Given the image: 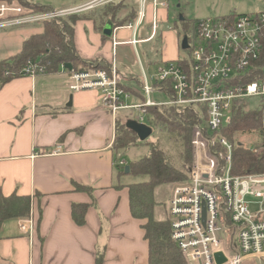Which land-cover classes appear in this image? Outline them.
<instances>
[{"label":"crops","instance_id":"0c3cea01","mask_svg":"<svg viewBox=\"0 0 264 264\" xmlns=\"http://www.w3.org/2000/svg\"><path fill=\"white\" fill-rule=\"evenodd\" d=\"M91 1L80 0L75 6ZM170 2L147 0L144 23L137 32L139 41H143L139 38L141 28L147 25L151 29L155 18L159 34L175 7ZM120 3L127 11L122 14L119 10L117 19L127 18L132 6L138 17L139 0H107L80 15L94 19L103 6ZM239 4L240 0L235 10ZM178 10V20L189 19L180 6ZM93 19L76 23L74 42L79 56L110 65L116 60L124 71L129 63L120 62L118 56L123 47L134 48L129 44L134 30L116 27L109 19L115 30L112 38L104 40ZM121 31L131 37L120 39ZM166 41L163 56L167 57L159 63L179 59L176 40ZM122 73L130 82L135 80ZM70 83V73L61 69L55 75L14 79L0 89V193L31 197L36 224L32 238L19 230V219L3 224L0 264H96L100 254L104 255L103 264H148V243L142 230L145 222L132 218L127 189L115 188L121 180L113 147L116 123L102 106L98 92H72ZM77 185L88 191L77 190ZM74 204L88 206L82 226L73 220ZM256 260L247 258L241 264H257Z\"/></svg>","mask_w":264,"mask_h":264},{"label":"built area","instance_id":"2783aa9c","mask_svg":"<svg viewBox=\"0 0 264 264\" xmlns=\"http://www.w3.org/2000/svg\"><path fill=\"white\" fill-rule=\"evenodd\" d=\"M105 1L94 0L81 6L38 13L22 6L18 0H0V29L42 24L81 14ZM139 2L141 9L137 19L127 26L134 30L129 44L135 49L142 42L138 40L137 32L144 23L147 0ZM257 2L264 3V0ZM158 30L159 23L155 18L151 24V35L145 42L153 40ZM188 44L191 53L188 67H183L180 60L161 62L152 77L146 74L136 50L143 75L142 93L139 94L144 101L140 105L127 103L134 97L126 90L130 87V79L120 71L116 60L109 71L88 69L70 72L69 89L72 92H98L102 106L115 123L124 111H138L141 115L139 123L148 125L147 107L173 106L181 112L187 107L205 104L207 118L198 113V123L192 131V165L188 179L171 184L167 217L171 241L188 264H216L214 255L219 252L227 258L226 264H241L247 258L264 261V173L232 175L234 147L227 139L218 136L231 121L235 105L246 101L264 104V64H261L264 10L235 18L224 16L196 20ZM117 45L115 43V47ZM26 71L30 77H35L31 68ZM254 71H261V78L247 83L241 80ZM155 83L168 86L157 89ZM168 89L173 96L167 102L153 100L154 93L168 94ZM248 107L247 110L255 108ZM216 146L221 151L216 150ZM118 165L125 166L126 162L122 160ZM18 227L32 238L36 227L32 210L28 218L18 220Z\"/></svg>","mask_w":264,"mask_h":264},{"label":"trees","instance_id":"16d2710c","mask_svg":"<svg viewBox=\"0 0 264 264\" xmlns=\"http://www.w3.org/2000/svg\"><path fill=\"white\" fill-rule=\"evenodd\" d=\"M18 1L22 6L30 8L34 12L54 11L36 0ZM123 7V3L107 5L103 8L104 11L101 16L94 19L90 16L76 14L42 23V31L24 41L21 50L15 56L0 61V89L14 79L30 76V73L28 74L26 71L28 68H31V73L34 76L58 74L66 65H71L74 72L88 69L109 71L111 65L105 61H86L79 56L74 42L75 26L78 21L93 19L98 30L102 32L108 20L111 19L116 27H127L136 21L137 12L132 6L128 12V17L117 21V13ZM237 16L234 13L228 15L229 18ZM194 23L195 21L186 19H179L178 22H175L174 29L181 28L186 33L185 36L180 37L178 32L181 41L187 37L188 42H190ZM102 37L104 40L108 39L103 35ZM158 42L161 45L158 33L153 40L148 42L153 44L152 55H158L160 52V45L156 47ZM185 52H188L189 58L190 51L186 50ZM128 53L122 52L118 56L119 61L130 63ZM123 54L124 56H122ZM188 58L179 57L178 59L185 68L188 67ZM160 63L153 60L147 65L157 66ZM261 64H264V51ZM261 75V71H254L242 77L241 80L244 83L252 82L261 78ZM166 86L168 85L154 84L157 89ZM126 90L132 93L134 97L144 101V98L137 91L130 87H126ZM167 91L168 97H172V91L170 89ZM248 105L249 101L235 105L232 109L231 121L218 134V136L227 139L234 147L231 169L234 176L264 173V104L257 101L252 110H247ZM198 113L207 118V106L196 104L181 112L173 106L161 105L146 108V123L152 128H162L166 133L175 136L177 142L181 144L180 169L175 168L170 163L158 143L149 144L150 150L145 157L126 163L125 166H119L118 163L123 159L119 152L127 151L134 146L136 138L132 134L134 132L127 127L128 121L124 124L119 121L116 123V137L113 147L118 154L116 168L119 180L126 175V166H129V175L148 178L147 182L139 184H121L118 181L115 187L118 190L127 189L132 218L145 222L142 230L148 243V264H188L177 245L171 241V228L168 220L158 221L154 217L157 206L154 193L155 189L162 185H170L188 179L187 174L192 165V131L198 123ZM215 149L221 151L219 146H216ZM253 149L256 152H253ZM77 190L88 191L86 187L80 185H77ZM32 201L31 197L20 196L17 193L10 196L0 193V233L6 221L28 218L32 210ZM87 210V205L74 204L72 206V217L77 225L85 224ZM103 261V254L96 257V264H103Z\"/></svg>","mask_w":264,"mask_h":264},{"label":"rangeland","instance_id":"374dc122","mask_svg":"<svg viewBox=\"0 0 264 264\" xmlns=\"http://www.w3.org/2000/svg\"><path fill=\"white\" fill-rule=\"evenodd\" d=\"M44 6H48L53 10H62L66 8L73 7L80 3V0H36ZM107 1V0H106ZM105 1V2H106ZM171 4H173L174 9L171 10L168 22L162 24L161 30L159 31L160 43L158 42L156 47L160 45V52L158 55H152V43L145 42L146 39L150 36L151 29L144 25L139 34V38H141L142 44H139L137 49L132 48L130 46H125L122 48L123 52H129L130 63L124 68V71L127 74H130L134 77L133 82H129L128 85L133 88L138 93H142V84H143V75L142 68L138 62L137 53L139 57L142 58L143 68L146 71L148 77H152L155 75L156 67L149 66L147 63L155 61H161L167 57V54H164L166 48H168V44L166 43L168 38L176 40V46L178 48V56L181 58H188V52H185L181 49V40L178 36V32L180 37L185 36L186 33L178 28L174 29L175 22H178V6L181 7V11L186 13V16L189 18L188 20H194L198 18L206 19V18H214V17H224L228 16L232 13L237 15H248L251 13H255L257 11L264 10V3H258L257 0H240V4L236 6V10L234 9L235 3L239 0H170ZM180 1V3H179ZM103 2V3H105ZM102 3V4H103ZM239 3V2H238ZM210 5L208 8L202 9V6ZM215 5V8H213ZM107 6V5H105ZM103 6V7H105ZM103 7L98 12V18L103 13ZM125 7V6H124ZM123 7V8H124ZM218 7V8H217ZM127 10L120 9L122 14H125ZM200 13V14H199ZM125 18H118L117 20H124ZM78 25V24H77ZM76 25V26H77ZM79 26H77L78 28ZM80 30V29H79ZM42 31L41 23H33L16 27H8L0 29V61L5 59H10L15 56L22 47V43L29 39L32 35L38 34ZM169 34V37L168 35ZM127 31H121L119 33L120 39L128 40L131 36ZM165 37V39H164ZM145 39V41H144ZM137 50V53H136ZM141 55V56H140ZM124 56V54L122 55ZM154 101L163 103L169 100V97L165 93H154L152 95ZM130 105H140L142 104V100L137 97H132L127 101ZM257 101L249 102V107H255ZM141 115L138 111H124L119 114L118 121L122 124L129 120H133L136 122H140ZM136 138V143L127 151L119 152L120 155L123 156V159L128 163L137 161L143 157H145L150 150V143H158L162 151L168 157L170 163L177 169L181 168L180 162V154L182 151V146L179 142H177L175 136L166 133L162 128H153V134L147 141H142L139 136L134 132L132 133ZM148 178L146 176H133L126 174L119 181L121 184H139L147 182ZM171 193V184L170 185H162L155 189L154 198L157 202V206L154 211V217L156 220H165L168 217V201ZM257 264H264V262L260 260H256Z\"/></svg>","mask_w":264,"mask_h":264},{"label":"water","instance_id":"95a60500","mask_svg":"<svg viewBox=\"0 0 264 264\" xmlns=\"http://www.w3.org/2000/svg\"><path fill=\"white\" fill-rule=\"evenodd\" d=\"M114 30H115V27L113 23L111 21H108L103 29V36H105L106 38H112L114 34ZM181 49L183 51H186L189 49L187 37H184L182 39ZM64 68L68 70L69 72L73 71L71 65H66ZM127 127L131 129L133 132H135L142 141H147L153 134L152 127L146 124L133 121V120H130L127 122ZM129 172H130L129 166H126V174H129ZM203 218H205V211H203ZM214 260L216 264H226L228 262L227 258L222 252L216 253L214 255Z\"/></svg>","mask_w":264,"mask_h":264}]
</instances>
